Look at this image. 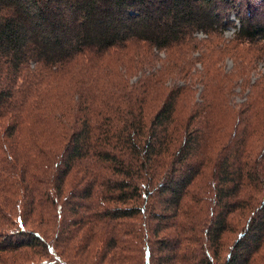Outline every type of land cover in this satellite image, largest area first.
<instances>
[{
    "label": "trees",
    "instance_id": "16d2710c",
    "mask_svg": "<svg viewBox=\"0 0 264 264\" xmlns=\"http://www.w3.org/2000/svg\"><path fill=\"white\" fill-rule=\"evenodd\" d=\"M233 18L264 51V0H0V264H264V77L157 66Z\"/></svg>",
    "mask_w": 264,
    "mask_h": 264
},
{
    "label": "rangeland",
    "instance_id": "374dc122",
    "mask_svg": "<svg viewBox=\"0 0 264 264\" xmlns=\"http://www.w3.org/2000/svg\"><path fill=\"white\" fill-rule=\"evenodd\" d=\"M232 21L234 25L229 24L223 32L218 33L222 34V40L213 39L205 43L207 45H212L209 50L205 47H201V49H195L189 53L181 51L175 54L171 53L168 55L171 57L170 61H167V58L163 60L167 56L164 52L159 53V62L157 61V66L162 64V61L163 64H169L165 66H170V70L176 59L178 65H183L185 68L184 72L181 74H189L187 78H184L177 76L176 73L169 75L170 71L166 70L168 77L165 83L168 88L180 85H191L195 93V101L201 103L202 92L205 89L203 83L205 82V78H208L207 72L209 73L210 79L216 76L222 83H227L226 75H229L230 78L233 77V81H235V86L232 88L231 92L226 94L231 108L239 109L241 105L249 101V90H251V86L253 84H258V80L264 77V51L249 45L244 47L238 45V48L233 50L232 46L236 44L231 41L234 39L237 23L234 18ZM198 38L201 39L203 36H198ZM261 44L264 45V42L257 43V46L261 47ZM141 74L142 72L131 78V83L136 82ZM215 82L219 81L215 79L211 81L210 84L213 86ZM254 90H257V88ZM33 224L34 223L29 224V226L32 227ZM27 251V249H24L19 253L20 257L18 259L25 261L24 264H30L29 262L33 259L32 257L30 259V257L26 255Z\"/></svg>",
    "mask_w": 264,
    "mask_h": 264
}]
</instances>
